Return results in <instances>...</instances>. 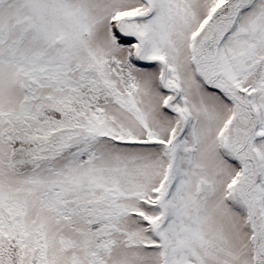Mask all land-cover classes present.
Segmentation results:
<instances>
[{"label":"snow or ice","instance_id":"obj_1","mask_svg":"<svg viewBox=\"0 0 264 264\" xmlns=\"http://www.w3.org/2000/svg\"><path fill=\"white\" fill-rule=\"evenodd\" d=\"M0 264H264V0H0Z\"/></svg>","mask_w":264,"mask_h":264}]
</instances>
